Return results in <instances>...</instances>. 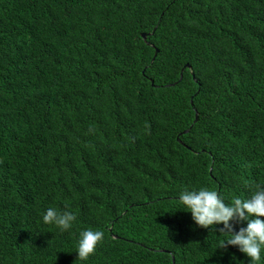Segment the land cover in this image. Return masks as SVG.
I'll list each match as a JSON object with an SVG mask.
<instances>
[{
    "label": "trees",
    "instance_id": "16d2710c",
    "mask_svg": "<svg viewBox=\"0 0 264 264\" xmlns=\"http://www.w3.org/2000/svg\"><path fill=\"white\" fill-rule=\"evenodd\" d=\"M257 185L264 0H0V264H236L177 196Z\"/></svg>",
    "mask_w": 264,
    "mask_h": 264
},
{
    "label": "clouds",
    "instance_id": "9594fccd",
    "mask_svg": "<svg viewBox=\"0 0 264 264\" xmlns=\"http://www.w3.org/2000/svg\"><path fill=\"white\" fill-rule=\"evenodd\" d=\"M177 200L182 206L179 210L191 213L196 228L219 232L221 261L225 254H230L236 264H245L235 253H230L234 248L247 258V264H264V185H257L251 195L234 197L230 202L208 187L185 188ZM76 219L72 212L61 213L55 207L48 208L41 217L44 225L54 226L62 233L69 231ZM104 235L100 230L80 231L74 264L88 261L103 242Z\"/></svg>",
    "mask_w": 264,
    "mask_h": 264
},
{
    "label": "water",
    "instance_id": "95a60500",
    "mask_svg": "<svg viewBox=\"0 0 264 264\" xmlns=\"http://www.w3.org/2000/svg\"><path fill=\"white\" fill-rule=\"evenodd\" d=\"M142 35H143V37H146V36H147V33H142ZM156 52H158V49H156ZM188 65H189V64H188ZM181 77H182V75H181ZM198 117H199L198 112H196V118H195V121H197ZM187 131H188V129L185 130V132H187Z\"/></svg>",
    "mask_w": 264,
    "mask_h": 264
}]
</instances>
